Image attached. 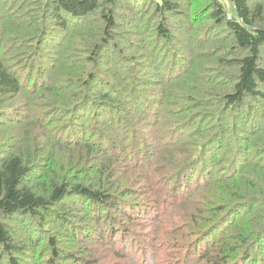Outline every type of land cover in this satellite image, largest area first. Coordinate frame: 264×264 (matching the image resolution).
<instances>
[{"label": "trees", "instance_id": "1", "mask_svg": "<svg viewBox=\"0 0 264 264\" xmlns=\"http://www.w3.org/2000/svg\"><path fill=\"white\" fill-rule=\"evenodd\" d=\"M0 264H264V0H0Z\"/></svg>", "mask_w": 264, "mask_h": 264}, {"label": "rangeland", "instance_id": "2", "mask_svg": "<svg viewBox=\"0 0 264 264\" xmlns=\"http://www.w3.org/2000/svg\"><path fill=\"white\" fill-rule=\"evenodd\" d=\"M222 2H223V0H222Z\"/></svg>", "mask_w": 264, "mask_h": 264}]
</instances>
